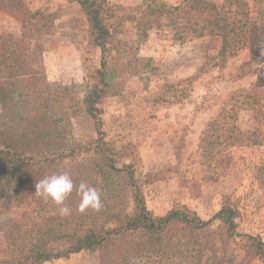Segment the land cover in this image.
Wrapping results in <instances>:
<instances>
[{
    "label": "rangeland",
    "instance_id": "obj_1",
    "mask_svg": "<svg viewBox=\"0 0 264 264\" xmlns=\"http://www.w3.org/2000/svg\"><path fill=\"white\" fill-rule=\"evenodd\" d=\"M17 1L38 15L25 30L19 16L0 9V44L8 47L26 33L31 46L40 45L23 54L30 53L32 65H43L54 95L74 98L71 115L58 129L82 142L98 137L82 101L106 59L110 90L99 108L117 167H131L156 217L186 208L208 221L222 206L233 205L239 211L238 235L205 264H242L244 236L264 241V38L224 51L221 37L188 36L183 9L192 0H104L112 37L103 55L76 2ZM208 2L228 12L240 32L245 19L236 8L227 0ZM19 124L0 118V132L13 135ZM76 165L72 161L65 169L73 172ZM55 203L48 206L54 213ZM5 249L0 233V261ZM46 264L101 260L99 253L83 252Z\"/></svg>",
    "mask_w": 264,
    "mask_h": 264
},
{
    "label": "trees",
    "instance_id": "obj_2",
    "mask_svg": "<svg viewBox=\"0 0 264 264\" xmlns=\"http://www.w3.org/2000/svg\"><path fill=\"white\" fill-rule=\"evenodd\" d=\"M72 1L87 17L93 42L104 55L112 37L110 10L104 0ZM227 2L245 19L240 32L223 8L192 0L183 9L188 36L221 37L224 51L261 41L264 0ZM0 9L19 16L25 30L27 21L38 15L17 0H0ZM235 33L240 35L234 38ZM39 46H31L26 33L8 47L0 44V118L20 121L13 135L0 132V233L7 252L0 264H46L83 252L99 253L101 264H205L224 251L238 235L239 211L233 205L222 206L208 221L186 208L156 217L131 167H117L99 108L110 90L106 59L82 101L98 137L82 142L58 129L71 115L74 98L54 95L43 65H32L30 53L23 54L26 47ZM72 161L77 163L73 172L65 169ZM53 201L59 207L55 213L48 209ZM215 222L218 226L212 230ZM244 237L242 264L257 259L264 264L260 235Z\"/></svg>",
    "mask_w": 264,
    "mask_h": 264
}]
</instances>
